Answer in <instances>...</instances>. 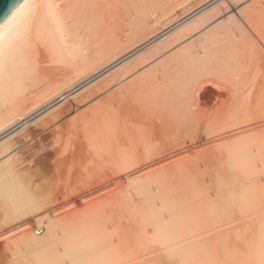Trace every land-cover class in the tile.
<instances>
[{"label":"bare ground","instance_id":"1","mask_svg":"<svg viewBox=\"0 0 264 264\" xmlns=\"http://www.w3.org/2000/svg\"><path fill=\"white\" fill-rule=\"evenodd\" d=\"M190 1L28 0L32 12L0 57V233L10 264H149L156 253L153 264L258 259L264 0L247 9L203 0L154 24ZM203 140L198 158L217 153L226 171L213 174L211 161L212 174L195 183L224 175L205 183L216 196L229 186L224 205L203 195L204 183L171 186L179 160L198 155L181 146Z\"/></svg>","mask_w":264,"mask_h":264},{"label":"rangeland","instance_id":"2","mask_svg":"<svg viewBox=\"0 0 264 264\" xmlns=\"http://www.w3.org/2000/svg\"><path fill=\"white\" fill-rule=\"evenodd\" d=\"M201 1H203V0H192V1L188 2L184 7H179L178 10L176 9V11H175L174 13H172V15H170L168 18H166L165 20H163L161 23H158V24H157V23H154V24H155L156 26H158V25L160 26L161 24H165V23H167L169 20H170V21L173 20V18H174V19H175V18L177 19V17H178V18H181L182 16L185 15V13H186L190 8H195V7H197V6L201 3ZM254 1H255V0H242V1L240 2V3H242V4H239V9H247V8H248V7L254 2ZM231 8H232V9H235L233 6H232ZM236 10H237V9H236ZM170 21H169V22H170ZM159 26H158V27H159ZM41 79H42V80H40V83H38V88H39L40 90H44V89H45V90H48V88H50V86H48V83H49V82H47V79H46V78H41ZM44 79H45V81H43ZM92 79H93V78H92ZM92 79H90V80H92ZM88 81H89V80H88ZM45 82H46V83H45ZM86 83H88V82L86 81ZM86 83L84 82V84H81L80 87H76V88L74 89V91L72 90L73 93H74V92L76 93V90H77V89H78V90L82 89L83 85H85ZM47 86H48V87H47ZM79 88H80V89H79ZM78 90H77V91H78ZM40 94H43V92H41ZM71 97H72V96H71ZM64 101H66V100H63V101H62V98H60V99L54 101V103H53V101L48 102L47 105L50 104L49 106H47V105L45 104V106H44L45 109L42 108V110L38 111L37 114L32 115V116L29 118V120H30V119H34V118H35V119L39 118V117L42 115L43 112H45V111L47 112V111L51 110L50 108H52V106L54 107L55 105H59V104L63 103ZM35 116H36V117H35ZM35 119H34V120H35ZM26 121H27V120H26ZM26 121H25V122H26ZM18 126H19V125H18ZM18 126H16L15 128H17ZM15 128L11 129V131H13ZM9 132H10V131H9ZM9 132H8V133H9ZM8 133H6V134H8ZM49 140H50V141L52 140L51 137H49ZM49 140H46V142L49 141ZM204 142H206V143H204ZM207 142H208L207 140H203V142H200V141L197 142V141H196L195 143H192V142L190 141V143H189V142H186L185 144H183V147L181 146V149H182V150L184 149L185 151L188 150V151H191V152H193V153L195 152V154H196V153L198 154V155L196 154L197 156L195 155L196 157H193V158H194V162H195V163L197 162V163H196L197 165H194V162H191L190 159H189V160L186 159L187 162H184L185 165H183V161H185V159H182V161L179 160V161L181 162V164H180V165H179V164L176 165V166H177L176 169H177V168H178V169L180 168V167H178V166H182V168H180L179 170H176V173H177V174H168V175H170L169 177H171L170 179H172V182L174 181V184L171 185V186H173L174 188H178V189H179V185H181V183H182V185H181V188H182V189H183V187H185V186H188V188H189L191 185H193V184L195 183V181H196L195 178H199V177H196L197 175L200 176V177L202 178V177H206V175H208L209 173L212 174L211 172L213 171L212 168H213L214 166L217 167L216 170H217V169H218V170L221 169V170H223V171L225 170L224 167H223V169H222V167H220V165H221L220 163L218 164L219 160H218V161L216 160V159H218V155L215 156V154H217V153L209 152L210 154H208V153L206 154V152H205L203 155H205L204 157H206V158H204L203 156H201L203 159H202L201 157L198 158V156L202 155V153H199L200 150L204 149L203 145H207ZM188 143H189V144H188ZM203 143H204V144H203ZM39 145H40V144H37L35 148H37ZM51 146H52V145L50 144V147L48 146V147H47L48 149H46V150L43 151V152H49V151H51V149L53 148V147H51ZM184 147H185V148H184ZM176 148H177V147H176ZM182 150H181V151H182ZM29 151H30V152H29ZM31 152H32L31 150H28V152H26V153H27V154H30ZM26 153H25V154H26ZM27 154H26V155H27ZM206 155H207V156H206ZM212 155H213V156H212ZM211 156L214 157L213 160H215V161H213V160H208ZM212 157H211L210 159H212ZM216 157H217V158H216ZM197 158H198V160H197ZM200 158L202 159L203 162L200 160ZM195 159H196L197 161H195ZM204 159H205V161H204ZM207 160H208L209 162H208ZM179 161H178V163H180ZM188 161H190L191 163H190V162L188 163ZM192 161H193V159H192ZM200 161H201V162H200ZM206 161H207V162H206ZM211 161H212L213 163H215L216 161H217V162H216V164L213 165V163H212ZM186 163H187V165H186ZM200 163H201V164H200ZM202 163H203V164H202ZM205 163H206V165H205ZM210 163H212V164H210ZM208 164H210V165L212 166V168H211V166H209ZM189 165H190V166H189ZM207 165H208V166H207ZM191 166H192L193 168H191ZM195 166H196V167H195ZM197 166H198V168H197ZM205 166H207V168H205ZM222 166H223V165H222ZM202 167H203V168H202ZM215 167H214V170H215ZM219 167H220V168H219ZM183 168L185 169L184 171H190L189 173L186 172V174L188 173L190 176H189L188 174H187L188 176L185 174V175L187 176V179H185L186 177L183 176V177H185V178H183V180H182V177H181V176L185 173V172L182 170ZM208 168H211V170L208 169ZM192 169H194V170H192ZM196 169H199V170H196ZM203 169H204V170H203ZM216 170L213 171V174L216 173ZM218 170H217V171H218ZM182 171H183V174H182ZM192 171H193L194 174L191 173ZM196 171H197V172H196ZM208 171H211V172L208 173ZM223 171L221 172V174H222V173L224 174L226 170H225L224 172H223ZM178 172H180L182 175H181L180 173L178 174ZM219 172H220V171H219ZM219 172H217V173H219ZM195 173H196V174H195ZM204 173H206V174H204ZM202 174H203L204 176H203ZM219 174H220V173H219ZM221 174H220V175H221ZM70 175H71V174H70ZM175 175H177V176H176L177 178H178V177H181V179H180V178L178 179V181L180 180L179 182H177V180H175V178H176ZM179 175H180V176H179ZM220 175H219V176H220ZM228 175H229L228 173H227V176L225 175V176H226V177H225V181L228 180V179H226V178L228 177ZM208 176H210V175H208ZM208 176H207V178L210 179V177H208ZM214 176H215V175H214ZM214 176H212L213 178H211V179H213V180L215 181V180L218 178V174H217V178L214 177ZM229 176H230V175H229ZM174 177H175V178H174ZM222 177H224V175H223V176L221 175V177H219L218 179H219V180H222ZM69 178H71V177H69ZM177 178H176V179H177ZM191 178H192V179H191ZM207 178H203V181H205V182H202L201 179H198V182L195 183V184H197V186L200 188V185H201L202 183H204V184H202L201 187H203V188L205 189L206 192L209 191V193H210L211 195L208 194V193L206 194V192H202V191H201L202 193H205V194H203V195H207V198H208L209 196H210V198H211L212 196L215 197L216 195H214V191H215V194L218 192V191H216V190L218 189L217 185H218V184H222L223 182L218 181L219 183H217V185L214 184V185H216V187H217L216 190H215V187H213V189H212V186H213V185L211 186V188L208 189L207 187H210L209 185L215 183L216 181H215V182H214V181H212V182H208V181H210V180H207ZM214 178H216V179H214ZM220 178H221V179H220ZM228 178H229V177H228ZM181 180H182V181H181ZM190 180H191V181H192V180L194 181L193 184H191L192 182H191ZM199 180H200V181H199ZM231 180H232V179L229 178L228 181H230V182H228V181H226V182H227V184L230 183V185L232 186L231 183H234V182H231ZM188 181H189V184H191V185H187V184H188V183H187ZM225 181H224V182H225ZM175 182H177V183H175ZM190 182H191V183H190ZM220 182H221V183H220ZM184 183H186L185 186H183ZM198 183H199V184H198ZM205 183H206L207 187L205 186ZM207 183H208V184L211 183V184L208 185ZM177 184H179V185H177ZM225 184H226V183H225ZM234 184H235V183H234ZM234 184H233L234 187L232 186V187H233V190L231 189V191H230V189H228V190H229V193H230V192H231V193L234 192L235 188H236V190L238 189L237 186L234 185ZM99 185L101 186L102 183H100ZM99 185H97V186H99ZM204 186H205V187H204ZM221 186H222V185H220V188H221ZM224 186H225V185H224ZM92 187H95V188H96V185H95V186L93 185ZM191 187H192V186H191ZM191 187H190V188H191ZM194 187H195V185H194ZM194 187H193V188H194ZM225 187H226V188H229V186H228V187L225 186ZM225 187H222V188H221L222 191L219 190V193H220V194H221V193H225V192H223V188H224V191H225ZM232 187H231V188H232ZM185 188H186V187H185ZM203 188H202V190H203ZM206 188H207V189H206ZM200 189H201V188H200ZM179 190H180V189H179ZM184 190H185V189H184ZM187 190H190V189H187ZM213 190H214V191H213ZM226 190H227V189H226ZM228 190H227V192H228ZM220 191H221V192H220ZM229 193H227L228 196L231 195V194H229ZM220 194H219V195H220ZM225 194H226V193H225ZM225 194H224V195H225ZM208 195H209V196H208ZM219 195H217V196L219 197V200H217V196H216L215 198H213V199L215 200V201H214V204H218L221 198H222V199H225V198L227 197V196H224V195H223V196L225 197V198H223V197L221 196V195H222V194H221V195H220L221 198H220ZM208 199H209V198H208ZM213 199H212V201H213ZM216 200H217L218 203H215ZM223 201H224V200H223ZM223 201L221 200L220 202H223ZM196 203H198L197 200H196V202H194V204H196ZM83 205H85V204H83ZM196 205H197V204H196ZM218 205H224V202H223V204L220 203V204H218ZM118 213H119V212H117V213H115V214L117 215ZM106 216H108V215H106ZM125 220H126V219H125ZM124 222H126V221H124ZM126 223H127V222H126ZM128 223H129V222H128ZM131 224H133V223H131ZM131 224H130V226L127 227L128 229H129V227L133 228V226H135V225L132 226ZM128 225H129V224H128ZM131 228H130V230L128 231L129 233H131L133 230L137 229V228L135 227V228L132 229V231H131ZM136 231H137V230H136ZM133 232H134V234H135V231H133ZM129 233H128V234H129ZM129 235H131L130 237H131V240H132V235H133V234L131 233V234H129ZM134 236H135V235H134ZM130 237L128 236V238H130ZM135 238H136V237H135ZM137 238H138V237H137ZM137 238H136V239H137ZM0 239H1V233H0ZM133 239H134V237H133ZM136 239H135V240H132L131 243H132V244H134V243L137 244L136 247L133 246V245H132V246L134 247V248H133L134 250L137 249V250H135V251L138 253V248H137V247H138V243H136V242H138V241H136ZM133 241H136V242H133ZM2 244L4 245V243H3V239L0 240V249H1V250H0V254H1V255H0V264H7V263L10 264V259H8V258L4 255V253H5L6 251H4L3 254L1 253V252H2V249H4ZM4 250H5V249H4ZM2 255H3V256H2ZM4 256H5V258H4ZM157 256H158V254L156 253V255L153 256L152 261H150L151 263H149V264H153V263H154L153 260H154L155 258H157ZM2 257L4 258V260L6 259L5 262H2V261H3V260H1V259H3ZM158 258H160V257L158 256Z\"/></svg>","mask_w":264,"mask_h":264},{"label":"snow or ice","instance_id":"3","mask_svg":"<svg viewBox=\"0 0 264 264\" xmlns=\"http://www.w3.org/2000/svg\"><path fill=\"white\" fill-rule=\"evenodd\" d=\"M33 7L28 0H24L23 5L12 13L6 23L0 25V57L4 53L6 40L9 43L11 42L19 19L27 18L31 14ZM0 67H2V63H0ZM33 207H37V205H33ZM64 264H72V262L66 259ZM253 264H264V223L261 224L259 232V256Z\"/></svg>","mask_w":264,"mask_h":264},{"label":"water","instance_id":"4","mask_svg":"<svg viewBox=\"0 0 264 264\" xmlns=\"http://www.w3.org/2000/svg\"><path fill=\"white\" fill-rule=\"evenodd\" d=\"M20 2V0H0V22Z\"/></svg>","mask_w":264,"mask_h":264}]
</instances>
